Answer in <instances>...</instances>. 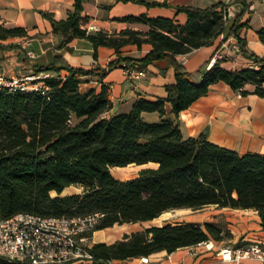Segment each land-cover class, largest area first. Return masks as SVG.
<instances>
[{
	"label": "trees",
	"instance_id": "1",
	"mask_svg": "<svg viewBox=\"0 0 264 264\" xmlns=\"http://www.w3.org/2000/svg\"><path fill=\"white\" fill-rule=\"evenodd\" d=\"M224 19L226 6L217 2L206 8L176 6L185 15L184 23L174 18L126 16L123 22L142 23L145 32L129 28L107 34L87 32L81 25V0H73L63 20L41 12L51 31L61 37L60 46L73 39H85L97 59V48L113 49L115 58L104 67L89 69L70 66L61 56L34 69L44 75L30 90L0 89V213L72 217L98 213L94 231L114 225L152 221L172 210L198 211L207 206L254 210L264 230V154H239L209 141L203 134L185 136L178 114L212 85L223 82L233 91L264 96V57L247 50L238 31L245 25L241 15ZM264 1V0H261ZM148 6L168 7L166 3ZM264 43V31H258ZM219 45L236 39L239 54L257 69L227 70L208 62L188 72L177 57L207 46L218 37ZM23 38L22 28L0 26V41ZM148 44L151 49L140 58L122 55L121 49ZM217 47V48H218ZM17 50V57L29 66L25 50L15 43L1 44L0 54ZM1 61V57H0ZM165 63L174 81L164 86L165 97H137L129 111L111 113L110 87L101 79L108 71L122 67L145 70ZM1 70V66H0ZM95 81L97 86L83 84ZM253 87L249 92L245 86ZM169 105V111L166 110ZM158 119L148 122L144 114ZM172 114L174 118H169ZM144 166L129 179L112 175L114 167ZM79 192H70V189ZM228 233L205 223H164L124 234L111 244L96 243L97 259L120 263L127 259L167 254L207 240L220 241Z\"/></svg>",
	"mask_w": 264,
	"mask_h": 264
},
{
	"label": "crops",
	"instance_id": "2",
	"mask_svg": "<svg viewBox=\"0 0 264 264\" xmlns=\"http://www.w3.org/2000/svg\"><path fill=\"white\" fill-rule=\"evenodd\" d=\"M243 1L247 9L242 13L240 22L245 25L238 31V35L245 42L248 51L264 57V43L260 41L257 34L260 30L264 31V1ZM163 2L168 7L148 6V4ZM217 2H221L228 11L232 12L233 16L229 18L228 24L235 14L243 10L242 5L236 0H81V16L86 17L81 27L94 26L95 31L101 30L107 34L125 28L145 32L148 29L147 25L123 22L120 19L126 16L167 17L174 18L182 24L185 21V15L177 13L176 6L206 8ZM72 6L73 0H0V26L24 29L26 37L18 38L24 40L21 48L25 51L30 50L36 55L34 61H29L27 67L21 61L16 62L17 56L14 55L9 59L11 62H9L10 68L6 70L8 73H13L18 66L20 70H24L23 73L35 74L34 69L48 65L56 55L61 56L70 66L82 69L102 68L115 58L113 49L98 47L97 59L94 60L92 46L85 39H73L66 45L60 46L61 37L52 33L49 21L42 17L41 12L52 13L56 20H63ZM220 38L219 36L207 46L178 56L177 61L188 72H192L208 62L210 57L218 51L226 55L225 59L220 61V66L224 69H257L251 60L231 50L230 38L218 47ZM150 49L151 46L148 44L141 45L139 49L134 45H127L121 49V52L126 57L140 58ZM13 61L17 66H13ZM165 66L163 62L148 65L145 68V76L139 79L128 78L121 67L108 71L101 81L110 87L109 99L112 103L110 112L129 111L137 97L164 98V86L174 81L171 67H167L165 72L161 73V68ZM97 85L95 81H90L83 84V87ZM245 89L251 92L253 87L247 85ZM166 110L169 111V105H166ZM148 117L154 121L158 119L154 113L144 114V118ZM168 117L174 118L172 114ZM177 118L185 136L203 134L209 141L239 154L247 152L264 154V96L252 93L241 96L225 83L218 82L210 87L207 95L200 97L187 109L181 111ZM173 212L178 213L179 216L165 220L162 224L210 223L219 226L228 235L220 241L211 240L212 247L209 250L203 245H194L179 248L170 254L165 251L150 254L147 264H234L221 261L217 253L221 246L225 244L238 246L250 242L264 243V230L261 229L259 217L254 210L207 206L195 212L184 209L172 210L159 217ZM108 229L110 228L95 231L92 236L93 244H111L121 239V236L115 237L108 242L102 236ZM136 231L141 230L130 231V233ZM97 235H100L99 238L96 237ZM120 264L140 263L137 258H131ZM243 264L255 263L244 262Z\"/></svg>",
	"mask_w": 264,
	"mask_h": 264
},
{
	"label": "built area",
	"instance_id": "3",
	"mask_svg": "<svg viewBox=\"0 0 264 264\" xmlns=\"http://www.w3.org/2000/svg\"><path fill=\"white\" fill-rule=\"evenodd\" d=\"M231 16L232 12L226 10L224 19ZM85 29L87 32L95 31L94 26ZM230 39L231 50L239 53L236 39ZM25 55L30 60L36 58L30 50L25 51ZM225 57L224 53L216 51L208 60L207 68ZM121 66L125 76L130 79L145 76V70L128 68L124 64ZM33 87L14 77L7 78L4 71L0 72V89L23 91ZM100 217L98 213L72 217L16 213L3 218L0 213V264H118L113 260L97 259L92 253V236ZM197 245H203L208 250L212 247L211 240ZM217 253L222 262L264 264V243L250 242L238 246L225 244ZM137 260L140 264H147L148 256L138 257Z\"/></svg>",
	"mask_w": 264,
	"mask_h": 264
},
{
	"label": "rangeland",
	"instance_id": "4",
	"mask_svg": "<svg viewBox=\"0 0 264 264\" xmlns=\"http://www.w3.org/2000/svg\"><path fill=\"white\" fill-rule=\"evenodd\" d=\"M229 19V18H228ZM22 41L24 40H20L17 37H13V38H7L4 41H0L1 44H9V43H15L19 46L22 45ZM16 55L17 56V50H12V51H4L3 53L0 54L1 57V61H0V66H1V70L0 72L4 71L5 75L7 76V78H11L14 77L15 79H17L18 81H25L28 82L29 84L33 83L34 80H37V78L43 76V73H35V74H30V73H23V69L20 70L15 61H13V66H17L15 70H13V73H8L6 70H8L10 68V63L11 61H9V59L13 58V56ZM20 61L17 57V61ZM28 61H34V59L30 60L28 59ZM115 76V75H113ZM26 77H31L29 80H23ZM86 88V87H83ZM146 121L148 122H152L154 121L151 117L145 118ZM144 168V166H137V165H128L125 167H114L111 169V173L113 176L119 178V179H129L134 177L137 172ZM79 189H70V192H79ZM179 215L178 213H168L166 215H163L162 217H159L156 220L153 221H148V222H142V223H131V224H122V225H114L113 227H111L110 229H108V231H106L105 233H103L102 236H104L106 238V240L108 242L112 241L115 239V237H122L124 234H128V232L130 233V231H134V230H142L144 227H148V226H156V225H162V223L165 220H171V219H175L177 218ZM123 233V234H122ZM100 235H97L96 237L99 238ZM230 246H236V245H232V244H228Z\"/></svg>",
	"mask_w": 264,
	"mask_h": 264
}]
</instances>
